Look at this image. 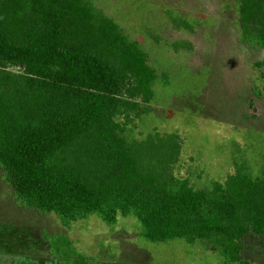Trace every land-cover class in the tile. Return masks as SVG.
<instances>
[{
  "label": "trees",
  "instance_id": "obj_1",
  "mask_svg": "<svg viewBox=\"0 0 264 264\" xmlns=\"http://www.w3.org/2000/svg\"><path fill=\"white\" fill-rule=\"evenodd\" d=\"M236 1L242 40L264 50V0ZM168 14L177 29L196 25ZM170 86L96 0H0V167L18 206L67 228L134 218L148 242L203 243L221 264H246L244 239L264 236V150L233 141V172L183 176L179 132L133 134ZM41 238L62 264H103L67 234Z\"/></svg>",
  "mask_w": 264,
  "mask_h": 264
},
{
  "label": "rangeland",
  "instance_id": "obj_2",
  "mask_svg": "<svg viewBox=\"0 0 264 264\" xmlns=\"http://www.w3.org/2000/svg\"><path fill=\"white\" fill-rule=\"evenodd\" d=\"M96 2L142 44L153 67L171 77L169 89L157 88L151 113L135 120L134 135L179 132L182 175L201 168L204 181L234 171L231 142L251 140L264 150V97L255 93L264 84V50L242 40L236 0ZM169 11L197 21L194 29L175 28ZM183 41L192 49L177 50L175 43ZM138 226L134 218L112 227L93 216L67 228L53 214L18 206L0 167V264H62L49 254L43 230L69 235L103 264H221L203 243H151L140 238ZM243 244L246 264H264V236H248Z\"/></svg>",
  "mask_w": 264,
  "mask_h": 264
}]
</instances>
